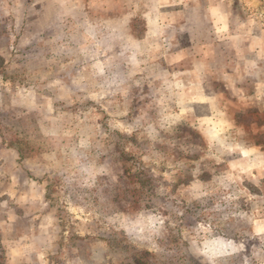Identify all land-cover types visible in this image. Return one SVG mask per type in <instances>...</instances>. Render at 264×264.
Wrapping results in <instances>:
<instances>
[{"label":"rangeland","instance_id":"374dc122","mask_svg":"<svg viewBox=\"0 0 264 264\" xmlns=\"http://www.w3.org/2000/svg\"><path fill=\"white\" fill-rule=\"evenodd\" d=\"M258 44L264 0H0V264H264ZM101 103L151 154L88 146Z\"/></svg>","mask_w":264,"mask_h":264},{"label":"clouds","instance_id":"9594fccd","mask_svg":"<svg viewBox=\"0 0 264 264\" xmlns=\"http://www.w3.org/2000/svg\"><path fill=\"white\" fill-rule=\"evenodd\" d=\"M134 116L135 111L132 115L117 109L109 111V107L101 103L98 108L92 109L91 123L83 126L88 146L104 152L114 170L122 168L126 162L135 165L144 153L151 154L152 145L147 130L154 121L147 117L143 109L138 117L133 119ZM117 119L122 121L120 125L115 122ZM160 135L167 140L166 131Z\"/></svg>","mask_w":264,"mask_h":264},{"label":"crops","instance_id":"0c3cea01","mask_svg":"<svg viewBox=\"0 0 264 264\" xmlns=\"http://www.w3.org/2000/svg\"><path fill=\"white\" fill-rule=\"evenodd\" d=\"M239 38H242L243 39V44H242V49L241 48H237L238 47V45L237 44H235L234 42H233V44H232V51H233V54H234V57H237V60H238V67L241 69V65H243V63H245L248 59V54L250 53V49H251V43L250 44H248L247 43V41H250V38L246 35V34H243V35H241V36H239ZM248 39V40H247ZM252 41V40H251ZM258 46H259V52H258V56H259V59H258V69H259V71H260V68H261V62H262V67H263V69H264V46H261V44H258ZM262 78V81H261V79H260V83L261 82H263L264 83V73H263V76L261 77ZM200 102H205V100H202L201 98H200V100H199ZM7 146V145H6ZM5 146V147H6ZM17 150V149H16ZM8 151V150H7ZM7 151H5V150H3V149H1L0 148V161H1V165L2 164H4L3 163V161H4V159L6 158L5 156H6V154L5 153H11V152H7ZM17 152H18V150H17ZM19 153V152H18ZM3 155H5V156H3ZM19 157V156H18ZM4 158V159H3ZM8 158H10V157H8ZM20 158V157H19ZM6 160V159H5ZM3 166V165H2ZM2 210H3V212L2 213H5V214H7V218L9 219V220H12L10 217H8V215H10L7 211H6V209H3L2 208ZM36 219V218H35ZM16 231V230H15ZM28 231H30V230H28ZM29 236H32V233L31 232H27V231H16L15 232V237H29ZM23 250H25L24 248H23ZM11 251H13V250H11ZM22 252V251H21ZM22 254H24V252H22ZM29 254H31V252L29 253ZM24 257V256H23Z\"/></svg>","mask_w":264,"mask_h":264}]
</instances>
